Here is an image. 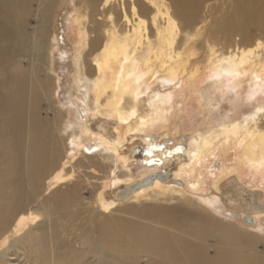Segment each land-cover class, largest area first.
<instances>
[{
    "label": "bare ground",
    "instance_id": "6f19581e",
    "mask_svg": "<svg viewBox=\"0 0 264 264\" xmlns=\"http://www.w3.org/2000/svg\"><path fill=\"white\" fill-rule=\"evenodd\" d=\"M54 1L0 0V264H264L256 249L264 191L254 188H264V42L251 32L264 31V0L234 1L230 21L246 48L211 54L200 77L194 63L206 57L189 55L201 0H84L76 55L84 105L60 136L40 115L53 89ZM244 85L249 108L217 101L220 125L186 136L183 158L160 154L162 167L128 171L142 146L157 144L186 87L199 107H213V91L227 99ZM239 221L253 234L231 224Z\"/></svg>",
    "mask_w": 264,
    "mask_h": 264
},
{
    "label": "rangeland",
    "instance_id": "374dc122",
    "mask_svg": "<svg viewBox=\"0 0 264 264\" xmlns=\"http://www.w3.org/2000/svg\"><path fill=\"white\" fill-rule=\"evenodd\" d=\"M235 0H201V10L198 14V25L195 23V29L193 33L192 45L194 50V57L190 56L191 60H196L205 55L206 59L204 63L196 62L194 63V69H197L198 77L203 75L204 71L207 70V67L210 63L211 54H226L229 51L237 50L238 48H246L243 44L242 37L238 30L236 29V22L230 21V19L237 18V12L235 8ZM37 8V5L34 6V9ZM84 0H55L51 20L52 30L54 34V52L52 59V69L54 74L48 73L53 79V89L52 95L44 99L40 103V115L44 119H48L53 128L56 131V135L60 136L59 131L69 127V121H73L75 113L83 109V103L79 100L80 91L82 89L78 88L77 83V74H76V55H77V42L79 37V24L83 20V12H86ZM172 15V12H171ZM35 19L30 20V27L33 29L36 27L37 23ZM178 22V21H177ZM198 30V31H197ZM197 32V33H196ZM251 32L254 35H257L261 42H264V31L260 29H251ZM196 34V37H195ZM208 47V48H207ZM209 50V52H207ZM189 53H187L188 55ZM188 57V56H187ZM186 57V58H187ZM31 63H29V66ZM6 66V65H5ZM207 66V67H206ZM47 69V67H45ZM204 68V69H202ZM206 69V70H205ZM184 81H189V76H187ZM6 67L0 69V97L5 96L6 89ZM187 83V82H186ZM185 92L182 100L179 99L175 102L173 111L169 114L168 121L164 123L156 132V135H161L157 141H154L157 144H147L146 143V152L144 147L140 148V158L133 160V165L129 168L128 171L132 172L133 175H138L140 170L145 167L147 169L153 168V166L162 167L163 159L160 154L165 156L166 159L175 161L178 158H183L185 150L187 149L186 136L189 138V135H192L196 132L198 127H206L209 125V122L212 126L216 127L220 125L219 117L221 114H224V111L217 108L216 102H221L222 105L230 107L232 111L239 110L241 113L245 109L249 108L244 106V100L246 98L245 85L244 89L239 93L231 92L227 94V99H223L222 95L218 90L212 92V105H205V107H199L195 99H193V91ZM189 98V99H188ZM192 98V99H191ZM263 98V96H262ZM182 102H181V101ZM189 101V102H188ZM191 101V102H190ZM181 102V103H180ZM195 102V103H194ZM183 104V105H182ZM216 104V105H215ZM80 106V108L78 107ZM212 107V108H211ZM73 108V109H72ZM76 111H75V110ZM75 112V113H74ZM197 112V114H196ZM201 112V113H200ZM83 113V111H82ZM235 114V112H234ZM69 115V116H68ZM189 115V116H188ZM199 115V116H197ZM215 115V116H214ZM219 115V117H218ZM196 116V117H195ZM69 117V118H68ZM189 117V119H188ZM68 118V119H67ZM194 118V119H192ZM192 119V120H191ZM69 120V121H68ZM193 121V122H192ZM216 121V122H215ZM185 122L184 131L179 130V126H176L177 123ZM66 124V125H65ZM187 124V125H186ZM96 125V124H95ZM65 126V127H64ZM98 131L101 133L113 132L115 126L110 128L105 124H97ZM63 127V129H62ZM92 128L95 126H91ZM95 130V129H94ZM98 133V132H97ZM155 136V134H153ZM181 137V138H180ZM147 140L152 139L150 135L146 136ZM63 139H66L64 136ZM186 141H185V140ZM152 143V142H150ZM145 144V143H144ZM231 149L229 152V158L226 162L228 166H231L234 162L235 150ZM60 156L64 155V150L60 149ZM148 160H146V158ZM168 157V158H167ZM178 157V158H177ZM233 157V158H231ZM145 158V160H144ZM77 160H81L83 164L82 171L88 172L89 162L81 157V154L76 157ZM140 162V163H139ZM146 165H145V164ZM142 164V165H141ZM87 165V166H86ZM148 165V166H147ZM152 167H151V166ZM85 166V167H84ZM149 167V168H148ZM140 168V169H139ZM84 169V170H83ZM237 176L236 173H232ZM230 174V175H232ZM224 178V177H223ZM207 182L209 179H206ZM246 180V184L250 183L252 179ZM253 182V181H252ZM254 187L258 190L264 191L263 187ZM84 197L86 196L83 192ZM261 193V192H260ZM1 194V192H0ZM96 200L95 194L90 195L89 201L94 203ZM220 216V215H219ZM221 217V216H220ZM219 219L222 220L223 217ZM236 229L242 231L243 233L253 234L255 230L252 228H245L244 223L237 222L231 223ZM264 230V229H263ZM263 236H260V239L257 243V251L262 253L264 252V231ZM257 235V234H254Z\"/></svg>",
    "mask_w": 264,
    "mask_h": 264
},
{
    "label": "water",
    "instance_id": "95a60500",
    "mask_svg": "<svg viewBox=\"0 0 264 264\" xmlns=\"http://www.w3.org/2000/svg\"><path fill=\"white\" fill-rule=\"evenodd\" d=\"M166 173H167V171L166 170H164V171H162V172H160V173H158V174H155V175H153V176H151L152 178L153 177H155V176H158L159 177V179L160 178H163V176L164 175H166ZM150 178V177H149ZM151 180V179H150ZM253 193H260V192H253ZM260 196H261V193L259 194ZM255 198H253V200H254ZM255 201V200H254ZM257 208H258V210H264V204L262 203V201H261V199H259L258 200V205L256 206Z\"/></svg>",
    "mask_w": 264,
    "mask_h": 264
}]
</instances>
